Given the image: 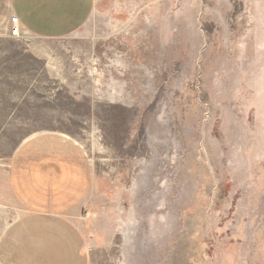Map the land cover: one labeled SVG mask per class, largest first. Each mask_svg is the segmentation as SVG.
Returning <instances> with one entry per match:
<instances>
[{
  "label": "rangeland",
  "instance_id": "1",
  "mask_svg": "<svg viewBox=\"0 0 264 264\" xmlns=\"http://www.w3.org/2000/svg\"><path fill=\"white\" fill-rule=\"evenodd\" d=\"M30 188L86 264H264V0H96L55 39L0 0V242Z\"/></svg>",
  "mask_w": 264,
  "mask_h": 264
},
{
  "label": "crops",
  "instance_id": "2",
  "mask_svg": "<svg viewBox=\"0 0 264 264\" xmlns=\"http://www.w3.org/2000/svg\"><path fill=\"white\" fill-rule=\"evenodd\" d=\"M9 4L23 33L55 39L84 26L96 0H9ZM43 191L30 188L29 199L19 202L21 215L0 242V264H86L83 233L71 219L53 212L63 208L58 195L45 199Z\"/></svg>",
  "mask_w": 264,
  "mask_h": 264
},
{
  "label": "built area",
  "instance_id": "3",
  "mask_svg": "<svg viewBox=\"0 0 264 264\" xmlns=\"http://www.w3.org/2000/svg\"><path fill=\"white\" fill-rule=\"evenodd\" d=\"M10 36L13 37V38H17V37H19L18 30H17V29H13V30L11 31Z\"/></svg>",
  "mask_w": 264,
  "mask_h": 264
}]
</instances>
